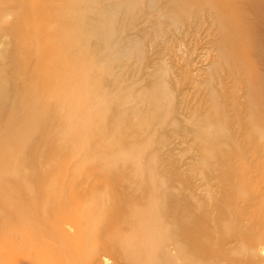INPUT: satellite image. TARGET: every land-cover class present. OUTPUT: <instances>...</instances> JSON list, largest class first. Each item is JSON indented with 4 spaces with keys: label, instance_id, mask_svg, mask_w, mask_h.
<instances>
[{
    "label": "bare ground",
    "instance_id": "obj_1",
    "mask_svg": "<svg viewBox=\"0 0 264 264\" xmlns=\"http://www.w3.org/2000/svg\"><path fill=\"white\" fill-rule=\"evenodd\" d=\"M162 1L0 0V39L8 46L0 61V264H82L97 252L107 218L117 215L122 226H108V248L134 264H264V194L243 230L225 213L223 222L224 209L211 214L206 201L172 189L153 153H146L155 127L171 114L163 76L141 91L123 81L105 92L97 81L101 74L108 78L107 54L139 56L142 36L116 37L128 23L142 18L156 38L169 25L179 30L186 21L201 22L207 11L219 35V64L247 82L248 133L264 152V74L258 70L264 30L248 20L254 11L264 24V2ZM94 57L107 64L94 65ZM204 85L207 109L187 118V130L204 147L207 168L214 157L226 163L219 152L240 147V124L211 84ZM125 129L136 138H126ZM260 164L264 172V155ZM104 176L110 181L101 185L97 178ZM85 179L96 181L91 188L101 186L82 188ZM113 181H125L122 190H111ZM242 184L234 186L235 199L249 197ZM69 220L77 226L71 242L63 229ZM46 238L52 242L44 244ZM233 240L242 249L230 248Z\"/></svg>",
    "mask_w": 264,
    "mask_h": 264
},
{
    "label": "rangeland",
    "instance_id": "obj_2",
    "mask_svg": "<svg viewBox=\"0 0 264 264\" xmlns=\"http://www.w3.org/2000/svg\"><path fill=\"white\" fill-rule=\"evenodd\" d=\"M13 1L8 0V2ZM167 1L164 0L162 3L165 4ZM251 1L254 3L261 2V0ZM202 14L201 22L195 19L186 21L183 26L179 25V30L174 25H169L165 30V35L155 36L156 38L149 37L150 30L147 29L149 23L143 21L142 18L133 21V23H128L125 32H120V34L118 32L116 37L121 39L124 36L126 39L127 34L142 36L143 45L139 56L126 60L121 55L117 56L118 51L107 54V57L112 59V62L108 63L111 69L107 72V79L102 74L98 75V88L110 92L111 85L115 86L116 83L132 81L136 90L141 91L140 89L151 85L156 75L161 74L171 94V114L165 124L155 127L153 131L154 142L146 153H153L158 172L173 184L172 189L174 187V190H180L179 193L184 195L194 194L196 198L206 201L210 205L208 207L211 214H216L219 208L224 209L220 214L223 222H227L228 219L225 216L228 215L234 222V219H237V225L241 229L247 230L252 225L255 203L264 194V172L260 164L264 152L263 148L256 143V139L249 136L248 133L247 82L235 74L234 76L230 75L219 64L220 53L216 46L219 35L216 31V25L207 11ZM257 17V13L252 11L248 15V20L255 22L257 28L259 27L258 30L262 31L264 24L257 21ZM8 20H12V17H8ZM145 33L148 34L144 35ZM7 47L4 39L1 38L0 61L4 57V51ZM20 55H23L22 57L26 55L22 48H20ZM102 61L106 63L104 59H97V57L92 59L94 65ZM256 61L259 62L257 59ZM259 63L258 70L259 72L263 70L262 74H264V63ZM207 83H210L212 88L217 91L218 100L227 106L229 114L233 118L232 122L240 124L238 129L235 128V137L240 143V147L238 146L236 150L228 147L224 150L226 153L219 152V156H225V159L222 158L227 164L218 165L219 159L214 157L212 167L205 168L203 166L205 165L203 160L205 149L195 138L194 133L187 130L189 126L187 118L194 113L200 115L207 109L208 97H206L204 90V84ZM114 105V101H111L109 115L114 116ZM124 131L126 133L124 135L128 139H134L137 136L135 130L125 129ZM127 173L130 172L127 171ZM105 179L110 181L104 176L98 177L97 182L103 185L107 183ZM95 182L93 179H85L82 181L84 183L82 188L99 189L101 185L91 188ZM242 182L244 189L249 192V197L235 199L237 189H234V186L239 187ZM123 183L125 181H113L109 187L111 190H122ZM137 193L140 192L137 190ZM73 211L71 207L67 209V212L72 216ZM107 219L110 220V223L102 233L97 252L82 264H134L109 250L106 239L110 232L108 226H113L112 229H116L122 224L119 223L121 215ZM232 220L228 224H231ZM63 229L65 231L64 236L67 238L65 239L71 242L72 238L77 235L75 222L67 221L64 223ZM48 240L50 241L49 238H46L43 243L49 244ZM241 244L237 240H233L228 246L230 248L238 246L242 249ZM235 252L238 250L236 249ZM236 256L239 255L232 257L235 258ZM259 257L264 258V245H260ZM232 263L237 264L235 261Z\"/></svg>",
    "mask_w": 264,
    "mask_h": 264
}]
</instances>
